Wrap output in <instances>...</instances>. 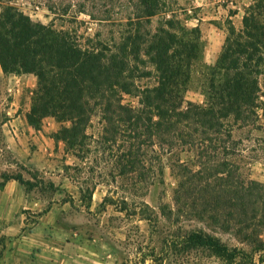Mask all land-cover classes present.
Returning a JSON list of instances; mask_svg holds the SVG:
<instances>
[{
    "label": "rangeland",
    "instance_id": "1",
    "mask_svg": "<svg viewBox=\"0 0 264 264\" xmlns=\"http://www.w3.org/2000/svg\"><path fill=\"white\" fill-rule=\"evenodd\" d=\"M142 1L0 0V5L23 8L68 31L83 50L111 56L129 21L144 10ZM232 1L153 0L155 25L197 5L195 14L204 16ZM139 66L133 83L155 85L151 64ZM145 70L151 74L141 76ZM258 79L264 86V74ZM122 102L139 106L130 94H122ZM261 114L255 109L240 128L232 127L230 142L227 131L214 130L212 143L202 149L198 142L197 150L186 130L183 143L177 133L163 141L144 120L135 128L126 120L117 124L112 108L105 121L102 113L93 115L82 149L56 140L62 124L50 116L33 126L43 131L40 140L30 135L7 140L8 131L0 129V248L35 252L54 242L68 264H100L106 257L111 264H264V110ZM196 230L219 238L235 257L190 243ZM81 251L94 252V258L78 257Z\"/></svg>",
    "mask_w": 264,
    "mask_h": 264
},
{
    "label": "trees",
    "instance_id": "2",
    "mask_svg": "<svg viewBox=\"0 0 264 264\" xmlns=\"http://www.w3.org/2000/svg\"><path fill=\"white\" fill-rule=\"evenodd\" d=\"M142 2L144 10L129 21L120 46L111 56L104 50H83L68 31L35 21L13 4L2 6L1 66L5 72L33 73L37 77L26 115L30 125L38 126L46 117H53L62 124L54 134L56 140H63L69 149H82L90 137L87 130L93 115L100 112L105 121L112 108L117 124L126 120L135 128L144 120L148 128L157 129L165 137L163 141L177 133L179 143H183L180 135L186 130L187 137H194V142H189L191 148L197 150L198 142L202 149L205 143H212L214 130L217 135L227 131L229 138L232 118L241 121L255 111L258 76L264 67V0H255L248 7L243 32L231 28L209 72L207 105L190 103L186 109L184 93L191 70L200 59L198 28L182 36L181 22L172 14L160 21L157 31H145L146 22L150 15L158 13V7L153 0ZM142 52L148 56H141ZM139 64H151L155 69V85L139 88L133 83ZM150 74L151 70H145L141 76ZM122 94L137 96L139 106L123 103ZM137 107L138 112L134 110ZM10 177L22 181L20 176ZM188 241L226 259L236 255L219 238L199 230L192 231Z\"/></svg>",
    "mask_w": 264,
    "mask_h": 264
},
{
    "label": "crops",
    "instance_id": "3",
    "mask_svg": "<svg viewBox=\"0 0 264 264\" xmlns=\"http://www.w3.org/2000/svg\"><path fill=\"white\" fill-rule=\"evenodd\" d=\"M230 6L217 7L209 10L207 15L198 16L195 14L201 6L197 5L194 10L188 9V13L176 15L182 25L181 35L185 36V32H189L193 28H198V41L200 43V59L191 70V79L187 90L184 93L183 107L186 109L190 103H195L200 106L207 105L208 102V78L210 69L217 63L230 34L231 28L236 32H243L244 30V16L247 13L248 7L255 2V0H234ZM18 7V6H17ZM25 14L29 15L35 21L41 20L34 19L30 14L24 11L23 8L18 7ZM2 5H0V12ZM206 12V11H205ZM198 13V12H197ZM159 13L150 15L149 20L146 22L151 25L147 28L150 32H155L160 24L157 19ZM167 18L170 15L166 16ZM48 24V23H45ZM178 30V29H177ZM174 29L175 32H178ZM187 36V35H186ZM141 56H148L142 52ZM264 74V67L259 73ZM257 98V113L261 114L264 110V86L260 85ZM37 87V77L33 73H12L5 72L0 63V129L8 131L7 140H24L30 135L33 139L40 140L43 131L36 129L27 121L26 115L29 112L32 104L33 92ZM262 115V114H261ZM231 120V118H230ZM232 126L240 128L242 121L234 120L232 118ZM252 124V123H251ZM250 124V126H252ZM232 129L230 140L234 138L235 131ZM6 188L2 189L5 191ZM47 244L40 250L21 249L17 248H0V264H68L62 261L63 253L56 246L54 242ZM76 254V253H75ZM73 255V254H70ZM78 257L85 258L90 261L94 258V252L81 251ZM94 261V260H92ZM85 264V263H84ZM100 264H111L109 258Z\"/></svg>",
    "mask_w": 264,
    "mask_h": 264
}]
</instances>
